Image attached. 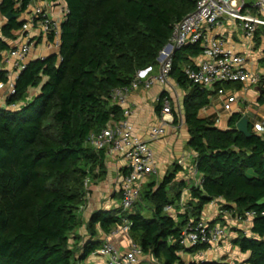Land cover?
<instances>
[{
  "label": "trees",
  "instance_id": "16d2710c",
  "mask_svg": "<svg viewBox=\"0 0 264 264\" xmlns=\"http://www.w3.org/2000/svg\"><path fill=\"white\" fill-rule=\"evenodd\" d=\"M30 1L2 0L0 13L18 16ZM64 2L69 12L61 24L58 53L26 64L14 81L15 93L0 106V264H80L101 247L100 241L92 240L81 247L75 236L88 193L85 183L104 176L106 150H94L86 138L110 120H122V107L112 102L111 92L129 86L137 71L157 65L173 25L196 5L195 0ZM22 24L8 20L3 36L11 38V31ZM6 48L0 40V59ZM201 54L198 44L177 50L169 73L179 86L189 89L183 101L187 146L196 154L201 187L190 188L191 200L178 220L170 216L164 208L176 204L186 187L180 182L165 188L178 171L174 167L161 185L154 188L153 182L143 192L152 205L149 216L138 211H97L88 231L94 236L98 225L109 234L126 219L130 237L143 255L159 264H185L181 252L205 248L179 244L185 224L189 218L200 220L205 205L223 199V209L238 217L254 213L251 235L233 240L242 253H248L237 264H264V136L250 127V137L236 130L240 113L231 114L226 130L199 117L210 92L189 82L183 68ZM0 81L7 82L3 71ZM258 86L264 89V77ZM34 88L39 93L29 100Z\"/></svg>",
  "mask_w": 264,
  "mask_h": 264
},
{
  "label": "crops",
  "instance_id": "0c3cea01",
  "mask_svg": "<svg viewBox=\"0 0 264 264\" xmlns=\"http://www.w3.org/2000/svg\"><path fill=\"white\" fill-rule=\"evenodd\" d=\"M2 0H0L1 3ZM65 2L56 3L53 0H31L29 7L25 12H22L16 18L19 22H25L36 6L41 5L45 11L53 18L61 16V9L65 6ZM7 19L0 13V40L6 43L7 48L1 51L0 71L5 73L9 78H16L21 71V66H25L31 61L43 59L51 54H57L58 50L48 48L46 40L42 37L38 30H30L27 33H22L20 28L12 30V37L3 36L2 27L7 23ZM264 26H258L252 39L244 36V31L240 22L230 18H224L221 25L215 28L211 35L215 37H223L226 40V45L234 48L245 59L246 69L252 73L259 74L264 77ZM32 42V48L25 61L16 64L15 59L9 58L10 50L21 46L27 41ZM8 62H6V58ZM201 60V57L191 58L193 65ZM160 68L158 64L150 68L149 72L143 79L158 74ZM256 86H245L239 83L221 84L222 89L226 94L234 95L237 100L233 103V110L227 113L223 110V101L216 93V86L208 89L210 92L209 103L199 111V117L207 118L214 122L219 129L226 130L229 128L228 120L233 113H240L242 116H247L249 127L252 132L258 135H263L261 126L264 122V96L255 90ZM189 89H185L178 83L168 77L164 83H155L149 88L139 86L133 89L128 94V101L125 106H129L131 115L130 122L133 125L135 134L143 139L148 140V133L151 127L161 124L162 99L167 97L171 105V114L167 116L166 135L151 143L154 152V161L156 173L145 176L142 180L140 196L129 210L128 214L140 212L143 215L149 216L152 205L147 199L143 198V192L148 188V185L155 183L154 188H157L164 181L165 177L173 170L178 168L171 183L165 186L166 189L172 188L175 184L182 182L186 187L182 190L181 196H185L188 201L191 200L190 188L195 186L198 178L202 177L200 173L195 175L191 171V167L195 164L196 154L191 151L188 146L189 133L184 119L183 101ZM39 89H31L28 99L31 100L38 95ZM7 96V88L0 89V104H5ZM162 97V98H161ZM262 98L260 102L259 99ZM159 108V109H158ZM104 176L99 179H94L88 182V193L85 197L84 204L79 210L81 226L76 230L75 236L78 238L79 244L82 247L89 240L100 241L101 246L108 240L112 242L121 252L129 250L130 246L135 243L129 232H120L116 235H109L103 232L99 226H96V234L91 236L88 231V222L94 212H112L121 210V195L119 185L122 176L127 172L126 163L122 157L111 153L109 150L104 155ZM225 204L223 199H215L205 205L200 219L214 225L219 224L226 230L225 237L210 249H204L200 254V250L194 253L181 252V260L187 264L190 262H227L229 264H237L245 261L248 258V253H242L240 249L234 245L233 240L239 235L250 236L252 220H245L243 216L234 215L231 211L223 209ZM174 209L168 214L179 219L178 214L184 213L176 204ZM192 249V248H187ZM81 252V250H80ZM106 257L99 254L89 255L80 264H106ZM138 264H159L150 256H142Z\"/></svg>",
  "mask_w": 264,
  "mask_h": 264
},
{
  "label": "built area",
  "instance_id": "2783aa9c",
  "mask_svg": "<svg viewBox=\"0 0 264 264\" xmlns=\"http://www.w3.org/2000/svg\"><path fill=\"white\" fill-rule=\"evenodd\" d=\"M53 1L59 4L64 2V0ZM195 2V9L173 25L169 40L159 51L156 58L160 68L159 73L143 79L150 68L139 70L129 86L116 88L111 92L112 102L122 107V120H110L105 127L98 132H90L86 138V143L94 150H109L125 161L127 172L122 176L119 185L120 208L125 214L129 213L139 198L142 180L145 176L156 173L151 143L166 135V117L171 114L170 101L164 97L162 99L161 124L150 128L148 140L139 138L129 120L130 107L125 106L131 90L141 85L149 88L155 83H164L172 69L174 53L188 45L195 44L202 48L201 60L197 65H187L183 68L184 75L192 84L208 90L217 84L239 83L245 86H258L262 81L259 74L246 69L245 59L240 53L227 46L223 37H215L211 35V32L221 25L224 18H230L240 22L244 36L252 39L257 27L264 26V0H254L253 2H247V0H195ZM68 12L65 4L61 9V16L53 18L41 5L36 6L29 18L23 22L20 30L22 33L38 30L39 34L45 38L48 48L59 50L61 24L65 21ZM32 45V42L28 40L21 46L10 50L8 57L15 59V63L19 65L27 58ZM8 57L6 62H8ZM20 67L22 70L25 66L20 65ZM16 78H7L6 83L0 81V89L7 88V96L15 93L14 81ZM216 93L223 101V110L231 113L232 105L237 98L234 95L226 94L222 88L217 89ZM261 131L264 132V122ZM191 171L195 175L199 173L195 164L191 167ZM202 183L203 178H198L195 187H201ZM85 185L88 186V182ZM187 203L188 199L181 196L176 202V206L184 212ZM173 209V205H167L164 208L167 213L172 212ZM242 216L245 220H253L254 213L246 212ZM128 230L129 222L124 219L122 224L113 228L109 235L128 232ZM225 234V228L219 224L211 225L201 219L189 218L178 242L183 248L203 246L204 249H210L219 243ZM204 249L199 253L201 254ZM94 254L106 257V264H138L140 258L144 256L136 243H133L128 251L121 252L108 240Z\"/></svg>",
  "mask_w": 264,
  "mask_h": 264
},
{
  "label": "water",
  "instance_id": "95a60500",
  "mask_svg": "<svg viewBox=\"0 0 264 264\" xmlns=\"http://www.w3.org/2000/svg\"><path fill=\"white\" fill-rule=\"evenodd\" d=\"M17 17L18 16L14 15L11 12L7 13L5 16L7 20L16 19ZM255 90H257L259 94L261 95L264 94V89H262L260 86H256ZM236 130H238L240 133H242L246 137H250L252 135V133L249 130V120L247 116H242V118L237 122Z\"/></svg>",
  "mask_w": 264,
  "mask_h": 264
},
{
  "label": "rangeland",
  "instance_id": "374dc122",
  "mask_svg": "<svg viewBox=\"0 0 264 264\" xmlns=\"http://www.w3.org/2000/svg\"><path fill=\"white\" fill-rule=\"evenodd\" d=\"M254 0H247V2H253Z\"/></svg>",
  "mask_w": 264,
  "mask_h": 264
}]
</instances>
